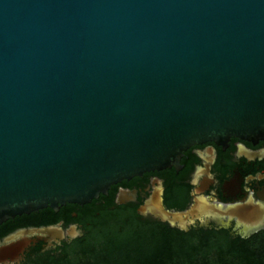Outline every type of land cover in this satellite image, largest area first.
<instances>
[{"label":"water","instance_id":"1","mask_svg":"<svg viewBox=\"0 0 264 264\" xmlns=\"http://www.w3.org/2000/svg\"><path fill=\"white\" fill-rule=\"evenodd\" d=\"M232 138L264 141V0H0V225ZM52 232L7 236L0 264Z\"/></svg>","mask_w":264,"mask_h":264},{"label":"flooded vegetation","instance_id":"2","mask_svg":"<svg viewBox=\"0 0 264 264\" xmlns=\"http://www.w3.org/2000/svg\"><path fill=\"white\" fill-rule=\"evenodd\" d=\"M181 167L180 171L151 172L113 186L107 196L115 188L113 203L107 207L103 200L100 206L185 233L226 231L234 239H247L264 231V141L255 144L232 138L226 145L195 146L184 154ZM163 210L184 215L163 221ZM193 210L194 215H187ZM55 226L61 227V236H29L35 243L26 249L20 263L32 248L40 245L43 252L55 250L85 234L80 223Z\"/></svg>","mask_w":264,"mask_h":264},{"label":"trees","instance_id":"3","mask_svg":"<svg viewBox=\"0 0 264 264\" xmlns=\"http://www.w3.org/2000/svg\"><path fill=\"white\" fill-rule=\"evenodd\" d=\"M115 192L85 207L67 205L59 213L48 208L17 217L0 225V241L19 229L76 222L83 225V238L47 252L39 245L20 264H264V231L234 239L226 231L185 233L141 222L101 208L103 200L107 207L113 203Z\"/></svg>","mask_w":264,"mask_h":264},{"label":"bare ground","instance_id":"4","mask_svg":"<svg viewBox=\"0 0 264 264\" xmlns=\"http://www.w3.org/2000/svg\"><path fill=\"white\" fill-rule=\"evenodd\" d=\"M51 235H52V236H57V235H58V232H52Z\"/></svg>","mask_w":264,"mask_h":264},{"label":"rangeland","instance_id":"5","mask_svg":"<svg viewBox=\"0 0 264 264\" xmlns=\"http://www.w3.org/2000/svg\"><path fill=\"white\" fill-rule=\"evenodd\" d=\"M30 238V240H34V238H31V237H29ZM33 244V243H32ZM31 246H29L28 248H30ZM27 248V249H28ZM48 248H50V247H48ZM22 260V259H21ZM19 264V263H18Z\"/></svg>","mask_w":264,"mask_h":264}]
</instances>
